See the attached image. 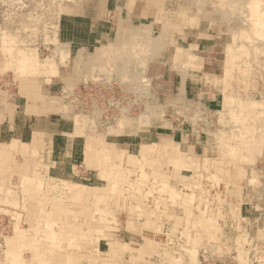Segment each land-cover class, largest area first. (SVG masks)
Instances as JSON below:
<instances>
[{
  "label": "rangeland",
  "instance_id": "obj_1",
  "mask_svg": "<svg viewBox=\"0 0 264 264\" xmlns=\"http://www.w3.org/2000/svg\"><path fill=\"white\" fill-rule=\"evenodd\" d=\"M71 1L0 0L1 68L16 82L34 73L31 66L48 68L45 61L52 62L46 74L27 78L50 102L42 112L55 109L76 125L80 151L71 162L50 167V149L28 155L27 145L0 141V235L17 239L18 232H25L28 237L23 250L6 255L2 264H195L202 246H211L218 255L232 253L240 264H264V52L250 49L264 45V37L252 33L255 21L262 22L256 28L264 31V0H221L226 5L220 0H145L142 15L132 24L136 34H128L129 28L123 33L119 27L106 61L87 66V71L82 66L70 70L69 55L59 56V25ZM254 2L261 15L252 12ZM160 34L165 35L163 43L170 41L171 50L154 45ZM240 34L250 39L243 40ZM178 41L193 49L189 57L183 55V64L173 67L171 44ZM240 43L248 50L238 48ZM25 49L30 59L22 61ZM16 52L23 53L19 57ZM233 52L239 56L238 65L227 67V56ZM161 59L166 63L160 64ZM246 61L251 71L241 73ZM53 70L56 75L61 71L60 84L53 85ZM186 79L190 100L184 96ZM89 135L108 148L106 158L91 155L90 164L85 155L91 150ZM36 141L34 137L32 145ZM152 142L163 157L149 154L140 163L128 161L126 154L138 156L140 144ZM176 151L190 168L176 165L174 159L180 156ZM152 157L159 163L154 172L145 165ZM69 184L99 189L92 190L81 207L67 197ZM45 195L59 201L61 206L52 212L57 217L50 214L52 204L42 199ZM129 219L133 228L127 226ZM111 243L116 245L113 252ZM251 249L256 257H251Z\"/></svg>",
  "mask_w": 264,
  "mask_h": 264
},
{
  "label": "crops",
  "instance_id": "obj_2",
  "mask_svg": "<svg viewBox=\"0 0 264 264\" xmlns=\"http://www.w3.org/2000/svg\"><path fill=\"white\" fill-rule=\"evenodd\" d=\"M144 2L145 0H73L68 7H64L65 12L59 25L58 45L63 55H69V69L71 70V66H77L75 67L77 70L80 66L87 69V66L103 64L107 59V50L115 44L114 37L121 25L129 28L128 34H136L132 31V28H136L132 24L142 15ZM148 28L150 29L149 26ZM164 36L162 34L158 36V43L163 51L168 48L170 42H161ZM181 40L183 42L185 38ZM175 43L171 44L173 50L170 59L177 46L189 47L179 41ZM168 49L171 50V47ZM163 63H166L165 59L160 62ZM1 66L0 62V141L10 143L12 140H17L20 144L27 145L29 151L26 154L32 150L44 154L46 148L50 149V167L60 162L69 160L71 162L76 153L80 152L76 140L78 135H74L76 125L62 119L55 109L42 112L45 103L50 104V102L45 101L44 90L39 87L37 91L36 85L29 81L30 78H27L29 74L18 78L16 83L11 80L10 73ZM39 70L44 72L46 69H35L34 74L41 75L42 72ZM71 73L69 72V75ZM62 76L61 71L58 75H53V85L60 84ZM187 83L186 79L184 96L190 100L187 96ZM207 100H213V97ZM48 106L51 108V105ZM34 137L37 141L32 145L31 141ZM70 169L73 170V164ZM17 234L19 235L17 239H6V233L0 235V264L3 259L5 260L6 255H13L20 252V249L23 250V244L28 237L25 232Z\"/></svg>",
  "mask_w": 264,
  "mask_h": 264
},
{
  "label": "bare ground",
  "instance_id": "obj_3",
  "mask_svg": "<svg viewBox=\"0 0 264 264\" xmlns=\"http://www.w3.org/2000/svg\"><path fill=\"white\" fill-rule=\"evenodd\" d=\"M243 1V0H242ZM246 1V0H245ZM248 1V0H247ZM220 2H223V1H221L220 0ZM233 2V1H232ZM231 2V3H232ZM237 2V1H236ZM253 2V1H252ZM256 2V1H255ZM255 2L254 3H252L253 5L251 6L252 8H251V10H252V12H254V13H257V5L255 4ZM190 3H192V2H190ZM195 3V2H194ZM224 3V2H223ZM228 3V2H227ZM234 3V2H233ZM250 3H251V1H250ZM222 4V3H221ZM225 5H226V3H224ZM229 4V3H228ZM257 4H259V3H257ZM260 4H262V3H260ZM235 5V4H234ZM230 6H232V5H230ZM219 7H222L221 5L219 6ZM264 8V7H263ZM224 9V8H223ZM222 9V10H223ZM243 9V8H242ZM245 9V8H244ZM254 9V10H253ZM230 10H232L231 8H230ZM263 10V9H262ZM224 11V10H223ZM261 11V10H260ZM233 13V12H232ZM251 14H253V13H251ZM257 14H259V13H257ZM233 15V14H232ZM259 15H261V13L259 14ZM258 15V16H259ZM255 18H257V15H256V17ZM258 20V19H257ZM251 22H253L252 20H250ZM247 22V21H246ZM249 22V21H248ZM259 23V26L262 24V22L260 21H255V22H253V29L252 30H254L252 33H253V35L254 36H256L255 34H259V36H262V37H264V31L263 32H261V30L259 31V30H257V26H258V23ZM249 25V24H248ZM264 25V24H263ZM239 26V25H238ZM252 27V26H251ZM126 28H125V26L124 25H121L120 26V30H122L123 32H125L124 30H125ZM128 30V29H127ZM243 30V29H242ZM133 31V30H132ZM251 33V34H252ZM15 34V33H14ZM243 34V33H242ZM242 34H240V35H242ZM3 35V34H2ZM145 35H147V33L145 32ZM232 35H234V37H235V34H232ZM253 35H251V36H253ZM1 36V35H0ZM9 36V35H8ZM13 36V35H12ZM243 36L245 37L246 36V34L245 35H242L241 37L243 38ZM259 36H256V37H259ZM246 37H248V36H246ZM250 37V36H249ZM248 37V38H249ZM15 38V37H14ZM146 38H148V37H146ZM150 38V37H149ZM237 38V37H236ZM152 39V38H151ZM239 39V38H238ZM238 39H236V40H238ZM250 39V38H249ZM255 38L253 37V40H254ZM1 40H4V39H1ZM0 40V44H1V42H3V41H1ZM16 40V39H15ZM147 40V39H146ZM149 40V39H148ZM158 40V41H157ZM157 40H155V41H157L156 43H154V45L155 46H157V44H159L158 42H159V39H157ZM243 40H244V38H243ZM242 40V41H243ZM245 40H247V38H245ZM13 41V40H12ZM154 41V39H152V41L151 42H153ZM235 41V40H234ZM255 41V40H254ZM254 41H252V42H254ZM8 42H10V40H8ZM20 42V41H19ZM26 42V41H25ZM161 42H163L162 40H161ZM235 42H237V41H235ZM245 42V41H244ZM248 42V41H247ZM252 42H251V44H252ZM256 42V41H255ZM4 43V42H3ZM144 43V42H143ZM231 43H233V42H231ZM263 43V42H262ZM12 44H15V42H13ZM21 44V43H20ZM163 44V43H162ZM194 44V43H193ZM249 44V43H248ZM3 45V44H2ZM18 45V44H17ZM22 45V44H21ZM195 45V44H194ZM12 46V45H11ZM19 46V45H18ZM23 46V45H22ZM64 47H65V44L63 45ZM150 46H151V43H150ZM154 46V47H155ZM238 46V48H241L240 46H244L242 43H240V44H238L237 45ZM261 47H258V48H255V46H252V47H250V49L252 48H254L255 50H257V51H260V52H264V45H260ZM0 47H2V46H0ZM13 47V46H12ZM193 47V45L191 46H189V47H187V48H184V47H179V46H177L176 48H175V50H174V54H173V57H172V63H171V65L173 66V67H177L178 65H180V64H183L182 63V60H183V55L184 56H186V57H189L190 55V51H192V48ZM195 47H196V45H195ZM226 47H227V45H226ZM245 47V46H244ZM18 48L19 47H17V51H18ZM30 48V47H29ZM56 48V47H55ZM228 49H230L229 47H227ZM246 48V47H245ZM5 49H6V47H5ZM27 49V48H26ZM25 49V51H24V54H22V61H25V59H30L29 58V56L28 55H30V54H26L25 52L27 51ZM32 49V48H31ZM58 49V48H57ZM56 49V50H57ZM60 49V48H59ZM65 49V48H64ZM140 49H142V47L140 48ZM153 49V48H152ZM227 49V50H228ZM247 49V48H246ZM252 49H251V51H252ZM8 50V49H7ZM19 50H22L21 48L19 49ZM30 50V49H29ZM33 50V49H32ZM248 50V49H247ZM6 51V50H5ZM23 51V50H22ZM53 51V50H52ZM65 51V50H64ZM66 51H67V48H66ZM145 51H147V49L145 50ZM254 51V50H253ZM3 52H4V49H3ZM14 52V51H13ZM55 52V51H54ZM61 53H62V51H60ZM78 52V51H77ZM16 53H19V52H16ZM61 53H59V56H61ZM146 53V52H145ZM189 53V54H188ZM233 53H235V52H233ZM21 54L19 53V57H21ZM62 54H64V53H62ZM144 54V53H143ZM148 53H146V55H147ZM150 54V53H149ZM193 54V53H192ZM250 53H248V55H249ZM9 55V54H8ZM32 55V54H31ZM115 55V54H114ZM119 55V54H118ZM228 55V54H227ZM227 55H225V56H227ZM64 56V55H63ZM149 56V55H148ZM261 56V55H260ZM16 57V56H15ZM119 57V56H118ZM229 57V58H228ZM241 57V56H240ZM248 57V56H247ZM259 57V56H258ZM227 58H228V66L227 67H231V68H233L234 67V65H238L237 63H238V61L237 62H235L236 60H238V58H239V56H238V54H231V55H229V56H227ZM32 59H35V58H33L32 57ZM31 59V60H32ZM60 59H62V58H60ZM16 60V59H15ZM19 60V59H18ZM21 60V59H20ZM36 60V59H35ZM21 61V62H22ZM258 61V60H257ZM34 62V61H33ZM78 62H80V61H78ZM147 62V61H146ZM156 62V61H155ZM239 62H240V60H239ZM24 64H25V62H23ZM42 63V62H41ZM64 62H62V64H63ZM115 63V62H114ZM113 63V64H114ZM120 63V62H119ZM257 63H259V62H257ZM16 64V63H15ZM29 64V63H28ZM30 64H31V62H30ZM45 66H47L48 68L52 65V62H49V60L48 61H45ZM74 64V63H73ZM76 64H78V63H76ZM143 64V63H142ZM224 64V63H223ZM256 64V63H255ZM27 65V64H26ZM33 65V64H32ZM38 65V64H37ZM36 65V66H37ZM64 65V64H63ZM187 65V64H186ZM252 65V64H251ZM24 66V65H23ZM31 66V65H30ZM35 66V65H34ZM33 66V67H34ZM35 66V67H36ZM53 66V65H52ZM114 66V65H113ZM145 66V65H144ZM241 66V65H240ZM244 66H246V67H244ZM244 66L243 67H240V69H239V67H238V69L239 70H241V73H243L244 71H249L250 69H249V67H250V65H248V62L246 61L245 62V64H244ZM3 67V66H2ZM16 67V66H15ZM32 68V66H31V69H33V70H35L36 68ZM55 67V66H54ZM77 67V66H76ZM39 68V67H38ZM38 68L36 69V70H38ZM48 68H44V69H48ZM19 69V68H18ZM27 70H30L29 68H26ZM55 69H57V68H55ZM20 70V69H19ZM77 70H79V68H77ZM76 70V71H77ZM88 69H86V71H87ZM21 71V70H20ZM40 71V70H39ZM42 71H43V69H42ZM42 71H40V72H42ZM54 71V70H53ZM143 71V70H142ZM145 71V70H144ZM251 71V70H250ZM23 72H24V70H23ZM22 72V73H23ZM26 72V71H25ZM24 72V73H25ZM27 72H29V71H27ZM39 72V73H40ZM45 72H46V70H45ZM44 72V73H45ZM48 72V71H47ZM56 72V71H55ZM225 72V71H224ZM236 72V71H235ZM179 73V72H178ZM21 74V73H20ZM20 74H18V75H20ZM34 75V73H31L30 72V74L29 75ZM42 74V73H41ZM46 74V73H45ZM56 74V73H55ZM55 74H53V75H55ZM32 75V76H33ZM44 75V74H43ZM231 75V74H230ZM35 76V75H34ZM38 76V75H37ZM252 76V75H251ZM254 76H255V74H254ZM47 77V76H46ZM229 77V76H228ZM224 79V78H223ZM156 84V83H155ZM148 87V86H147ZM225 88H226V86H224ZM176 88V87H175ZM170 87H169V90H167L166 91V94H167V96L168 97H170ZM177 89V88H176ZM63 90V89H62ZM148 90V89H147ZM179 94H181V96L183 95V93L180 91V90H178L177 91V95H179ZM228 95V94H227ZM157 99V98H156ZM239 99V98H238ZM236 102H238L239 103V101H236ZM182 103L183 104H186L187 105V103L184 101V98L182 99ZM247 103V102H246ZM156 104V103H155ZM237 104V103H236ZM242 104V103H241ZM182 106H184V105H182ZM230 107V106H229ZM241 107V106H240ZM260 107V106H259ZM189 107H187V109H188ZM245 108V107H244ZM44 109V108H43ZM224 109V108H223ZM226 109V108H225ZM165 110V109H164ZM173 110V109H172ZM221 110V109H220ZM236 110V109H235ZM240 110V109H239ZM253 110V109H252ZM256 110V109H255ZM43 111V110H42ZM47 111H49L48 109H47ZM174 111V110H173ZM191 112V111H190ZM235 112V111H234ZM248 112V111H247ZM262 112H263V110H262ZM185 113V112H184ZM225 112H223V114H224ZM236 113V112H235ZM246 113V112H245ZM252 113H254V111L252 112ZM259 113V112H258ZM148 114V113H147ZM199 114V113H198ZM256 115H257V113H255ZM74 115H77V114H74ZM140 115H141V113H140ZM143 115V114H142ZM189 115H191V114H189ZM195 115V114H194ZM221 115H222V113H221ZM236 115V114H235ZM78 116V115H77ZM192 116V115H191ZM258 116V115H257ZM256 116V117H257ZM236 117V116H235ZM263 117V116H262ZM148 118V117H147ZM261 118V117H260ZM75 119V118H74ZM74 119H72V120H74ZM79 119V118H78ZM81 119V118H80ZM244 119V118H243ZM255 119V118H254ZM263 119V118H262ZM77 120V119H76ZM240 120V119H239ZM60 121H62V120H60ZM79 121V120H78ZM159 121V120H158ZM222 121V120H221ZM228 121V120H227ZM81 122V121H80ZM246 122V121H245ZM254 122V121H253ZM72 123H73V121H72ZM260 123V122H259ZM232 124V123H231ZM65 125V124H64ZM230 125V124H229ZM67 126V125H66ZM73 126V125H72ZM231 126V125H230ZM62 127V126H61ZM64 127V126H63ZM72 128H74V127H72ZM261 128V127H260ZM77 128L75 127V133H79L77 130H76ZM218 129V128H217ZM85 130V129H84ZM215 130V129H214ZM217 131V130H216ZM257 131V130H256ZM83 132V131H82ZM106 132V131H105ZM219 132H220V129H219ZM94 133V132H93ZM215 133V132H214ZM224 133V132H223ZM246 133V132H245ZM82 134V133H81ZM86 134V133H85ZM96 134V133H95ZM84 135V134H83ZM219 135V134H218ZM218 135H216V136H218ZM225 135V134H224ZM261 135H263V134H261ZM87 136V135H86ZM90 136V135H89ZM93 136V135H92ZM92 136H90L91 138H89L88 139V144H87V149L89 148V149H91L89 152H87L85 155L88 157V158H86V157H84V158H86V159H89L88 160V163L90 164V162H91V160L93 161V158H92V156L91 155H93V156H97V157H101V159H102V156H104L105 157V154H104V151H107L108 150V148H106V144L105 143H103L102 141H98L97 143L95 142V139H94V137H92ZM221 136V135H220ZM79 137V136H78ZM84 137V136H83ZM97 137V136H96ZM213 137H214V134H213ZM239 137H241V135L239 136ZM263 137V136H262ZM86 138V137H85ZM261 138V137H260ZM264 138V137H263ZM236 139V138H235ZM228 140V139H227ZM259 141V140H258ZM218 141H216V143H217ZM87 143V142H86ZM221 143V142H220ZM231 143V142H230ZM263 143H264V140H263ZM218 144V143H217ZM232 144V143H231ZM230 144V145H231ZM106 145V146H105ZM233 145V144H232ZM9 146V145H8ZM75 146V145H74ZM216 147V146H215ZM218 147V146H217ZM233 147V146H232ZM34 148V147H33ZM223 148V147H222ZM75 149V148H74ZM82 149V148H81ZM234 149V148H233ZM85 150V149H84ZM122 150V149H121ZM125 150V149H124ZM167 148L165 147L164 148V152L163 153H166L167 151ZM232 150V149H231ZM86 151V150H85ZM118 151V150H117ZM234 151H236V150H234ZM121 152V151H120ZM157 151L155 150V143L154 142H152V144H150V143H143V144H140V149H139V154H138V156H135V155H133V154H126V156H127V159H128V161L129 162H135V163H137V162H139L140 160H142V159H147V158H144V156L145 155H151V156H154V155H157V156H160L159 154H157L156 153ZM114 153V152H113ZM137 153V152H136ZM162 153V154H163ZM179 153H182V152H180L179 151ZM177 151L175 152V155H180ZM260 153V152H259ZM83 154V153H82ZM98 154V155H97ZM121 154V153H120ZM236 154V153H235ZM81 155V154H80ZM110 155V154H109ZM117 155H119V152H118V154ZM228 156V155H227ZM234 155H232V157H233ZM238 155H236L235 157H237ZM82 157V156H81ZM90 157H91V160H90ZM100 157H99V159H100ZM120 157V156H119ZM135 157H136V160H135ZM160 157H163L162 155L160 156ZM217 157V156H216ZM229 157V156H228ZM231 157V156H230ZM106 158V157H105ZM104 158V159H105ZM126 158V157H125ZM158 158V157H157ZM166 158V157H165ZM177 158L178 159H174L175 160V163H176V165H178L179 167H181V166H187V168H190L191 166H189V165H187L188 163H186L185 162V160H184V157L183 156H177ZM222 158V157H221ZM240 158H241V155H240ZM112 159H114V158H112ZM117 159V158H116ZM138 159V160H137ZM173 158H171V160H172ZM218 159V158H217ZM232 159V158H231ZM96 160V159H95ZM120 160V159H119ZM150 161H146V166H149L150 167V169L152 170L151 172H154V166H155V163H157V162H154V161H152V160H157V159H155V157L153 158H150L149 159ZM225 160H226V158H225ZM234 160V159H233ZM237 160V159H236ZM100 161V160H99ZM109 161V160H108ZM126 161V160H125ZM127 161V162H128ZM143 162V161H142ZM86 163V162H85ZM87 163V164H88ZM97 163V162H96ZM96 163H94V164H96ZM107 163V162H106ZM112 163V162H111ZM119 163V162H118ZM140 163V162H139ZM100 164V163H99ZM102 164H103V166H104V162H102L101 163V166H102ZM109 164V163H108ZM142 164V163H141ZM98 165V164H97ZM114 165V164H113ZM128 165V164H127ZM130 165H131V163H130ZM137 165V164H136ZM143 165V164H142ZM142 165H140L141 167V169L143 170V168H142ZM145 165H143V166H145ZM157 165L159 166V163H157ZM170 165V164H169ZM206 165V164H205ZM109 166H111V168H112V165L110 164ZM157 166V167H158ZM33 167V166H32ZM128 167V166H127ZM103 168V167H102ZM123 168V167H122ZM159 168V167H158ZM104 169H106L105 167H104ZM108 169V168H107ZM109 169H110V167H109ZM108 169V170H109ZM223 169V168H222ZM161 170V169H160ZM178 171V170H177ZM184 171V170H183ZM192 171V170H191ZM113 172H115V171H113ZM118 172H120V171H118ZM145 172V171H144ZM147 172V171H146ZM110 173V172H109ZM116 173V172H115ZM124 173V172H123ZM141 173H142V171H141ZM150 173V172H149ZM160 173V172H159ZM167 173V172H166ZM185 173V172H184ZM37 174V173H36ZM134 174V173H133ZM165 174V173H164ZM108 175V174H107ZM156 175V174H155ZM209 175V174H208ZM32 176H35V175H32ZM118 176V175H117ZM121 176V175H120ZM145 176V175H144ZM149 176V175H148ZM148 176H146V177H148ZM153 176V175H152ZM158 176V175H157ZM186 176V175H185ZM29 177V176H28ZM137 177H138V175H137ZM159 177V176H158ZM161 177V176H160ZM209 177V176H208ZM32 178V177H31ZM125 178V177H124ZM129 178V177H128ZM171 178V177H170ZM231 178V177H230ZM25 179V178H24ZM23 179V180H24ZM29 179V178H28ZM107 179H108V177H107ZM116 179V178H115ZM123 179V178H122ZM132 179V178H131ZM149 179V178H148ZM179 179V178H178ZM25 180H27V178L25 179ZM38 180V179H37ZM125 180H127V179H125ZM129 180V179H128ZM136 180H139V178H136ZM146 180V179H145ZM160 180H161V178H160ZM195 180V179H194ZM119 181V180H118ZM118 181L116 182V183H118ZM158 181H159V179H158ZM166 181V180H165ZM121 182H122V180H121ZM131 183H132V180L130 181ZM143 182V181H142ZM160 182H162V181H160ZM179 182V181H178ZM196 182V181H195ZM224 182V181H223ZM29 183V182H28ZM113 183H115V182H113ZM123 183V182H122ZM130 183V184H131ZM136 183H137V181H136ZM165 183V182H164ZM181 183V182H180ZM21 184H23V183H21ZM27 184V183H26ZM34 184V183H33ZM108 184V183H107ZM111 184V183H110ZM150 184V183H149ZM196 184V183H195ZM230 184V183H229ZM71 187L69 188L68 187V192L66 193V195H67V197H69V196H71L70 198H71V201L73 202V203H75L76 205H78V206H81L82 207V205H83V203L84 202H86V200H89V198H90V196H89V194L91 195L93 192H92V190H98L99 188H97V187H94V188H92V186H91V188H89L88 186H84V185H80V184H74V185H71V184H69ZM68 185V186H69ZM115 185V184H114ZM114 185L112 184V187H114ZM132 185V184H131ZM163 185H165V184H163ZM169 185V184H168ZM193 185V184H192ZM21 186H23V185H21ZM29 186V185H28ZM116 186V185H115ZM142 186V185H141ZM145 186H147V185H145ZM161 186V185H160ZM23 187H25V186H23ZM147 187H149V186H147ZM181 187V186H180ZM195 187V186H194ZM211 187V186H210ZM106 188V187H105ZM153 188V187H152ZM107 189V188H106ZM109 189V188H108ZM117 189V188H116ZM142 189V188H141ZM166 190H167V188H165ZM174 189V188H173ZM207 189H209V188H207ZM103 190V189H102ZM102 190H100V191H102ZM181 190V189H180ZM205 190V189H204ZM34 191V190H33ZM99 191V192H100ZM9 192V191H8ZM133 192V191H132ZM137 192V191H136ZM36 193V192H35ZM110 193H111V191H110ZM129 193V192H128ZM152 193V192H151ZM164 193V192H163ZM174 193H177V192H174ZM226 193V192H225ZM191 194V193H190ZM193 194V193H192ZM146 195V194H145ZM149 195V194H148ZM198 195V194H197ZM240 195H241V193H240ZM9 196V195H8ZM114 196H115V194H114ZM129 196H131V195H129ZM169 196V195H168ZM168 196H167V198H168ZM107 197V196H106ZM146 197V196H145ZM189 199H191V196H187ZM6 198V197H5ZM47 198V199H46ZM56 197H54V196H51V197H46V195L44 196V198H42L43 200H48V201H51V203L50 204H52V211L50 212V214L51 215H54V214H52V212H53V209L55 210V208H53V207H60L61 205L59 204V201L57 200V198L55 199ZM151 198H152V194H151ZM177 198V197H176ZM114 199H115V197H114ZM169 199H172V198H169ZM199 199V198H198ZM11 200V199H10ZM105 200V199H104ZM133 200H135V199H133ZM136 200H137V198H136ZM187 200V199H186ZM194 200V199H193ZM196 200V199H195ZM41 201V200H40ZM84 201V202H83ZM144 201V200H143ZM147 201V200H146ZM175 201V200H174ZM183 201L185 202V204L187 203L186 201H185V197H183ZM61 202V201H60ZM180 202V201H179ZM47 203V202H46ZM62 203H63V201H62ZM137 203V202H136ZM141 203V202H140ZM139 203V204H140ZM161 203V202H160ZM240 203V202H239ZM68 204V203H67ZM184 204V205H185ZM118 205V204H117ZM138 205V204H137ZM150 205V204H149ZM237 205H238V203H237ZM151 207V206H150ZM155 207H157V206H155ZM154 208V207H153ZM152 208V209H153ZM67 209V208H66ZM151 209V208H150ZM39 210V209H38ZM57 210V209H56ZM139 210V209H138ZM191 210V209H190ZM142 211V210H141ZM145 211H146V213H147V210L145 209ZM46 212V211H45ZM73 212V211H72ZM15 213V212H14ZM66 213V212H65ZM146 213H144V214H146ZM47 214V213H46ZM62 214V213H61ZM71 214V213H70ZM51 215H49V218H50V216ZM66 215V214H65ZM83 215V214H82ZM139 215V214H138ZM138 215H137V217H138ZM176 215V214H175ZM47 216H48V214H47ZM55 216V215H54ZM86 216V215H85ZM89 220H93L94 219V217H93V214H92V212L90 213L89 212ZM168 216V215H167ZM55 217H57V215L55 216ZM109 217V216H108ZM130 217V216H129ZM142 217V216H141ZM170 217V216H169ZM45 218V217H44ZM61 218V217H60ZM117 218V217H116ZM128 218V217H127ZM140 218V217H139ZM56 219V218H55ZM71 219V218H70ZM58 220V219H57ZM144 220H146V219H144ZM149 220V219H148ZM156 220V219H155ZM209 220V219H208ZM208 220H206V221H208ZM61 221V220H60ZM127 221V226H131L132 228L135 226V224L134 223H132L131 222V220L129 219V220H126ZM63 222V221H62ZM68 222V221H67ZM71 222V221H70ZM84 222V221H83ZM92 222V221H91ZM135 222V221H134ZM97 223V222H96ZM58 224V223H57ZM71 224V223H70ZM81 224H83V223H81ZM80 224V225H81ZM61 225V224H60ZM88 225V224H87ZM172 225V224H171ZM74 226H76V225H74ZM84 226H85V224H84ZM88 226H90V227H92L90 224L88 225ZM104 226H106V225H104ZM163 226V225H162ZM161 226V227H162ZM170 226V225H169ZM221 226V225H220ZM66 227V226H65ZM77 227V226H76ZM89 227V228H90ZM106 227H108V226H106ZM223 227V226H222ZM34 228V227H33ZM32 228V229H33ZM88 228V227H87ZM110 228H112V227H110ZM203 228V227H202ZM219 228V227H218ZM221 228V227H220ZM60 229V228H59ZM62 229V228H61ZM72 229V228H71ZM73 229H75V227H73ZM161 229V228H160ZM56 230V229H55ZM81 230V229H80ZM178 230V229H177ZM78 231V230H77ZM172 231V230H171ZM221 231V230H220ZM233 231V230H232ZM34 232V231H33ZM96 232V231H95ZM59 233V232H58ZM173 233V232H172ZM77 234V233H76ZM170 233H168V235H169ZM219 234H220V232H219ZM34 235V234H33ZM61 235V234H60ZM171 235H173V234H171ZM209 235L211 236V233L209 232ZM174 236V235H173ZM178 237V236H177ZM33 238H34V236H33ZM82 238V237H81ZM38 238H35L34 240H37ZM65 239H66V237H65ZM79 241V240H78ZM62 242V241H61ZM183 242V241H182ZM36 243V242H35ZM44 243H46V242H44ZM43 243V244H44ZM57 243V242H56ZM60 242H58V244H59ZM117 243V242H116ZM42 244V245H43ZM121 244V243H120ZM184 244V243H183ZM177 245V244H176ZM182 245V244H181ZM188 245V244H187ZM38 246V245H37ZM60 246V245H59ZM173 246V245H172ZM54 247V246H53ZM81 247V246H80ZM115 247H116V245L115 244H113V243H111L110 244V250H109V252H113V250L115 249ZM34 248H37V247H34ZM45 248V247H44ZM118 249L120 250V247H118ZM176 249H178V248H176ZM219 249V248H218ZM181 251V250H180ZM58 254V253H57ZM62 254H63V252H62ZM83 254V253H82ZM172 254V253H171ZM16 255H18V254H15V256ZM53 255H55V254H53ZM12 256V255H11ZM193 257H194V255H192ZM18 257V256H17ZM132 257V256H131ZM130 257V258H131ZM195 258V257H194ZM193 258V259H194ZM110 260V259H109ZM137 260V259H136ZM19 261H21L20 260V258H19ZM12 262V261H11ZM14 262H15V260H14ZM18 262V261H17ZM30 262V261H29ZM34 262V261H33ZM30 263H32V262H30ZM135 263V262H134ZM87 264V263H86ZM118 264V263H117Z\"/></svg>",
  "mask_w": 264,
  "mask_h": 264
},
{
  "label": "built area",
  "instance_id": "obj_4",
  "mask_svg": "<svg viewBox=\"0 0 264 264\" xmlns=\"http://www.w3.org/2000/svg\"><path fill=\"white\" fill-rule=\"evenodd\" d=\"M264 198V190L262 192ZM165 240L168 241V238L165 235ZM254 249L250 250V253H253ZM215 249L211 246H202L199 250L197 257V262L195 264H240L234 254L230 253L228 255H218L215 253ZM257 252L251 254V257H256ZM252 264H258L256 261H253Z\"/></svg>",
  "mask_w": 264,
  "mask_h": 264
}]
</instances>
